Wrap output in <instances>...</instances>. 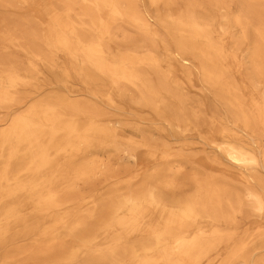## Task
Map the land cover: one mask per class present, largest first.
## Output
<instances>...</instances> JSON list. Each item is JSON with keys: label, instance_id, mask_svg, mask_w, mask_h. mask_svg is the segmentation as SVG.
Listing matches in <instances>:
<instances>
[{"label": "bare ground", "instance_id": "1", "mask_svg": "<svg viewBox=\"0 0 264 264\" xmlns=\"http://www.w3.org/2000/svg\"><path fill=\"white\" fill-rule=\"evenodd\" d=\"M143 1L22 0L44 2L40 33L0 18L3 47L19 49L28 68L62 53L83 83L93 76L108 83L106 94L91 96L113 108L124 100L134 113L125 136L123 122L110 124L89 101L20 102L17 87L29 79L0 57V264H70L80 255L90 264H264V0H241L231 16L236 0H146L153 14L138 9ZM117 21L129 23L143 44L113 47ZM194 72L226 120L216 106H189L178 93ZM189 130L208 136L238 183L192 175L191 195L168 196L182 187L177 164L154 169L136 188L132 179L116 181L97 203L94 183L109 181L113 170L104 157L85 158L88 151H117L123 143V158L135 167L141 152L152 164L178 163L166 148ZM207 161L209 170L227 173L217 159ZM251 216L262 223H236Z\"/></svg>", "mask_w": 264, "mask_h": 264}, {"label": "rangeland", "instance_id": "2", "mask_svg": "<svg viewBox=\"0 0 264 264\" xmlns=\"http://www.w3.org/2000/svg\"><path fill=\"white\" fill-rule=\"evenodd\" d=\"M22 0H4L3 3L0 4V18L6 20L9 25V28L13 27H21L23 25H27L26 28L29 30L35 31L36 33H40L46 28L47 18L42 14L39 5H44L40 3L39 5H31V4H22ZM54 6L58 8L59 5L54 3ZM182 5L179 3L177 6L172 7V10H176L180 8ZM241 0H236V2L228 9V13L231 16L236 13L241 8ZM140 11L147 10L149 14H153L155 8L150 6L146 0L142 3H139L138 6ZM161 7H159L160 9ZM164 11V10H161ZM214 16L217 17L218 22V11H213ZM116 30L119 29L117 41H115L112 46L118 47H126L127 45H140L143 43H138V34L136 30L129 25V23L117 21L115 24ZM162 35V34H161ZM164 36V35H162ZM124 37L128 39H132L131 42L124 41ZM130 39V40H131ZM167 39V38H166ZM167 41V40H166ZM37 47H41L39 42L35 43ZM42 48V51L46 55L48 53L46 50ZM240 53V52H239ZM155 54L160 58H165L164 50L159 47L155 51ZM242 55V53H240ZM0 57H7L13 63H16L19 67V74L22 76H26L29 79V84L18 86L17 87V95H19L20 102L29 101L31 99H45V98H54V97H69L73 100L79 101H89L91 103H95L104 111V115L102 118L106 119V121H110L114 123L116 121L123 122V133L125 132V136H130V126L128 125L127 118L131 117V114H134L130 107L124 100L118 101V108H113L109 105L105 99V97L94 98L91 96V91L100 90L101 94H106L108 90V83L104 80L96 79L94 76L92 80L87 83H83L79 77H77L75 70L73 68H77V66L73 65L70 60L64 56L62 53H53L49 55L51 62L48 65L43 63H36L34 68H28L26 66V57L25 55L16 47L5 48L3 47V43L0 40ZM233 75H236L234 73ZM237 76V75H236ZM179 94L185 95L188 99L189 106L196 107L197 104L205 102L207 108L210 110H214V106H216V113L224 120H226V115L222 107L216 102L214 99L213 93L210 90H206L200 81L199 76L194 72L190 76V81L186 79H181L179 84ZM22 98V99H21ZM3 110H0L2 112ZM131 112V113H130ZM6 114H0V120L4 119ZM139 116H144V114H140ZM201 138L196 136L194 131H186L183 136L179 137L178 140H172L168 143V147L166 148L169 153L176 155L180 158L178 163L168 160L163 163L152 164L151 159L144 153L141 152L138 157L139 165L135 167L131 161L123 158L124 155L122 150L126 146V144H121L119 150L112 151L110 148L104 147H95L94 149L87 152L85 158L97 160L100 157H104V160L108 162L111 166L114 176L109 181L97 180L94 183L96 196L95 199L97 203L102 201H106L109 197V191L113 188L112 183L116 181H128L131 180V185L136 188L139 186L141 181L146 178L154 169H158L161 167H169L170 169L175 167L177 164L182 166L181 174L178 176V182L182 183V187L180 190L174 192L167 193L168 196H174L175 198H183L193 193L192 184L188 183V177L197 176L198 178H203L206 175H210L216 178H222L225 176V179L230 183L234 184V182L238 183L237 177L234 175L236 172L223 158V156L215 149V146L208 145L204 138L208 137L205 134H201ZM263 141L264 139L260 137ZM125 143V142H124ZM162 148L161 146H159ZM158 147V148H159ZM140 152V150H139ZM103 154V155H102ZM209 159H217L221 163V168L226 170V174L224 175L223 171L215 172L209 170L207 167ZM80 160V158H78ZM82 161V160H80ZM264 177V173L261 174ZM125 181V182H126ZM90 191L89 187H82L81 193L83 195H88ZM236 223H262L260 219L255 217H249V219H242L241 217L237 218ZM243 229L245 227H242ZM21 242V241H20ZM21 243H24L23 241ZM0 253L2 250L0 249ZM17 264V262L13 263ZM57 264H67V263H57ZM70 264H90L88 256L80 255Z\"/></svg>", "mask_w": 264, "mask_h": 264}]
</instances>
